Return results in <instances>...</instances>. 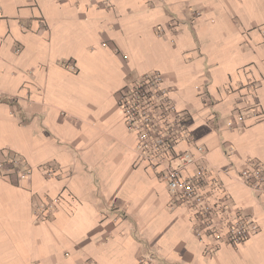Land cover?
<instances>
[{
    "label": "crops",
    "instance_id": "1",
    "mask_svg": "<svg viewBox=\"0 0 264 264\" xmlns=\"http://www.w3.org/2000/svg\"><path fill=\"white\" fill-rule=\"evenodd\" d=\"M151 72L194 137L177 152L205 154L260 225L241 247L205 256L192 214L136 152L117 101ZM236 112L246 120L230 129ZM7 154L33 173L0 171V264H141L149 249L156 264H264V197L237 178L246 159L264 164V0H0V163Z\"/></svg>",
    "mask_w": 264,
    "mask_h": 264
},
{
    "label": "built area",
    "instance_id": "2",
    "mask_svg": "<svg viewBox=\"0 0 264 264\" xmlns=\"http://www.w3.org/2000/svg\"><path fill=\"white\" fill-rule=\"evenodd\" d=\"M199 17V13L193 14ZM177 26L171 27L176 32ZM159 35H164L160 29ZM172 87L160 72H151L128 83L119 93L117 105L124 116L128 131L135 135V150L142 159L148 161L152 172L164 182L174 204L185 207L193 216L192 232L204 247L205 256H213L222 248L237 249L260 233V225L255 217L236 206L224 185L212 175L213 169L206 163L205 154L196 157L190 152L178 153L177 147L183 142H194L187 127L186 117L178 112L171 99ZM250 113L262 115L259 105H254ZM246 116L236 112L227 121L228 128L234 129L244 123ZM202 152L201 149H198ZM229 157L235 154L228 147ZM178 162V164H177ZM194 168L193 173L187 170ZM3 174L17 175L26 180L33 170L24 159L7 154L0 163ZM49 180L61 177L60 169L49 166L45 169ZM237 178L253 194L264 197V164L259 160L246 159ZM58 200H53L34 208L37 221L47 219L46 212L53 210ZM141 264H156L157 255L149 249L140 254Z\"/></svg>",
    "mask_w": 264,
    "mask_h": 264
}]
</instances>
